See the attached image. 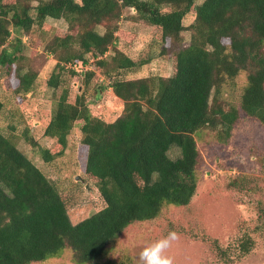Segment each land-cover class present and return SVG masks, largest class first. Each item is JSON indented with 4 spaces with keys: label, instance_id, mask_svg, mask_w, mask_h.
<instances>
[{
    "label": "trees",
    "instance_id": "16d2710c",
    "mask_svg": "<svg viewBox=\"0 0 264 264\" xmlns=\"http://www.w3.org/2000/svg\"><path fill=\"white\" fill-rule=\"evenodd\" d=\"M124 7L157 27L160 40L172 47L170 75L113 77L115 71L146 62H135L118 49L104 56ZM188 12L193 18L183 45L181 20ZM46 18L66 23L63 32L50 29L42 46L56 60L47 86L59 85L65 65L84 84L98 71L122 108L114 120L103 122L90 114L80 93L70 103L62 89L55 99L43 131L54 138V147L40 148V156L49 161L61 154L76 127L86 148L84 173L94 180L103 201L100 209L75 223L53 184L0 132V264L43 261L63 248L77 263L95 262L128 224L155 218L163 205L188 204L197 183L193 134L198 129L208 128L226 142L242 115L264 128V0H0V74L16 79L14 93L28 92L37 72L26 68L19 38L6 44L10 27L25 35L33 25L46 27ZM98 24L104 27L101 33L94 29ZM74 64L81 66L79 72L70 67ZM240 73L237 103L224 108L218 102L220 87ZM26 139L34 144L31 137ZM171 148L178 152L174 158L168 156ZM153 173L158 179L149 187ZM257 213V227L264 229V207ZM251 246L250 236L238 239L240 255ZM214 249L226 262V248L215 244Z\"/></svg>",
    "mask_w": 264,
    "mask_h": 264
},
{
    "label": "rangeland",
    "instance_id": "374dc122",
    "mask_svg": "<svg viewBox=\"0 0 264 264\" xmlns=\"http://www.w3.org/2000/svg\"><path fill=\"white\" fill-rule=\"evenodd\" d=\"M35 4V1L30 2L31 6ZM192 18V12H188L181 20L183 45L188 43L186 27ZM44 22L46 27L33 25L25 35L10 27L12 35L6 44H13V38H19V51L25 58L26 68L37 73L32 88L18 94L13 92L16 79L0 74V132L9 135L16 147L53 184L64 202L69 221L75 223L100 209L103 201L94 180L84 173L86 148L79 141L81 135L76 127L67 135L61 154L49 161L40 156V148L51 150L54 147V138L45 136L43 131L55 99L62 89L67 90L66 101L70 103L80 93L90 114L103 122H111L120 114L122 102L107 87L108 79L98 71L84 84L82 77L70 74L65 65L60 71L59 85L47 86L49 74L57 68H54V56L42 46L52 30L63 32L66 23L51 18ZM114 25L113 47H109L104 56L108 58L118 49L135 62L146 61L126 71H115L114 78L165 77L172 73V47L167 40H160L157 27L138 19L129 7L121 9ZM94 29L101 33L104 27L98 24ZM242 84L243 73H240L234 81L220 87L218 102L222 107L236 105ZM28 137L34 142L32 146L27 142ZM193 137L198 152L197 183L188 204L163 205L155 218L128 224L106 244L95 262L77 263L72 252L63 248L43 261L29 264H140V251L171 230L179 234V239L173 241L166 252L174 264H264V229L257 227V208L264 207V128L242 115L226 142L217 140L213 131L205 127L198 129ZM177 154L176 148L168 151L171 158ZM244 234L251 237L252 246L246 254L240 255L237 242ZM215 244L226 248V262L216 256Z\"/></svg>",
    "mask_w": 264,
    "mask_h": 264
},
{
    "label": "clouds",
    "instance_id": "9594fccd",
    "mask_svg": "<svg viewBox=\"0 0 264 264\" xmlns=\"http://www.w3.org/2000/svg\"><path fill=\"white\" fill-rule=\"evenodd\" d=\"M158 179V174L153 173L151 183L147 186L151 187ZM137 186L143 189L145 184L139 181ZM179 239V234L175 230H171L168 234L151 244L145 246L139 253L140 264H174L173 259L166 254L171 247L172 242Z\"/></svg>",
    "mask_w": 264,
    "mask_h": 264
},
{
    "label": "built area",
    "instance_id": "2783aa9c",
    "mask_svg": "<svg viewBox=\"0 0 264 264\" xmlns=\"http://www.w3.org/2000/svg\"><path fill=\"white\" fill-rule=\"evenodd\" d=\"M69 67V66H68ZM75 72H79L81 70V66L78 64H74L70 66Z\"/></svg>",
    "mask_w": 264,
    "mask_h": 264
},
{
    "label": "water",
    "instance_id": "95a60500",
    "mask_svg": "<svg viewBox=\"0 0 264 264\" xmlns=\"http://www.w3.org/2000/svg\"><path fill=\"white\" fill-rule=\"evenodd\" d=\"M76 178H78V177H76Z\"/></svg>",
    "mask_w": 264,
    "mask_h": 264
}]
</instances>
